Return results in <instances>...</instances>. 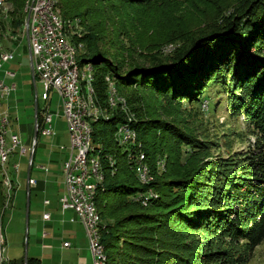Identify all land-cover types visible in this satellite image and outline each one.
I'll use <instances>...</instances> for the list:
<instances>
[{"label":"rangeland","instance_id":"obj_1","mask_svg":"<svg viewBox=\"0 0 264 264\" xmlns=\"http://www.w3.org/2000/svg\"><path fill=\"white\" fill-rule=\"evenodd\" d=\"M232 1L152 0L143 3L132 0H100L93 6V9H96L94 16L83 15L74 18V21L64 18L55 10L67 23L71 41L75 34L78 39H82L90 33L93 38L92 41L88 39L84 42L85 50L87 47L89 51L100 50L111 66H118L114 56L117 50L135 51V62L141 64H149L155 55H172L176 48L181 46L182 38L192 35L197 26L204 24L207 17L210 21L216 11L220 10L221 13ZM24 18L25 16L23 22ZM14 30L17 31L13 32V35H20V28ZM116 41L117 48L114 45ZM74 44L80 55L83 43ZM15 49L16 58L6 63L4 70L15 72V76L7 78L6 81L15 83L17 87L10 98L0 100V109L8 110L13 129L30 142L35 136L36 113L38 108L42 112L46 101L43 98L42 83L34 80L27 41L24 40ZM102 65L104 66V63ZM161 89L153 86L142 89L138 85L125 88L126 94L141 91L145 96L140 115H136L131 106L127 105L125 97L119 94L126 103L124 108H121L126 118H132V121L156 120L158 124H163V129L154 128L151 131L157 133L162 144H165L162 141L168 144V148L165 145L159 146V150L148 160L146 157L148 183L146 179L139 178L134 170L142 184L155 185L149 187L146 192L132 195L130 201L140 203L148 212L159 211L161 217L160 222L154 225L141 223L121 228L118 237H124V241L119 242L115 250L117 260H121L120 264H185L187 259L200 249L206 233L195 230L187 223L185 209H176L179 203L175 205L174 201H169L167 205L162 206L159 203H150L159 196L167 200L181 195L183 190L185 192L186 188L174 186L172 180L174 182L184 176L190 168H196L200 163H208L204 167L206 172L201 177V172L197 171L196 173H199L195 179L201 177L202 183L207 184L206 192L210 188L225 185L228 176L240 168L242 160L255 141L254 124L245 107L249 97L231 76L210 83L198 96L177 98L171 90ZM135 107L140 105L135 104ZM49 111L54 116L55 138L60 137L68 146V128L56 92L52 93ZM51 139L52 136L37 135L38 145L32 173L33 176H39L43 172L41 166L47 165L57 173L55 179L62 180V166L58 156L63 153L59 148L51 146ZM171 145L174 147L172 151ZM125 148L123 146V149ZM18 158L19 148L14 155V159ZM51 160L55 161L52 166L49 164ZM28 165L29 156H22L21 167L15 174L14 205L8 207L3 223L6 240L3 257H38L42 264H82L83 260L90 256L86 243L88 238L83 226L78 223L71 231L65 232L57 226L46 227L41 217L44 198L48 197L56 202L64 185L60 183L61 188L50 186L47 194L31 188L30 213L27 219ZM211 189L210 192L213 191ZM126 213L128 211L122 212L121 216L118 214L116 219L104 218V223L115 225L117 219ZM66 240L71 241L73 246L64 247ZM237 251H241V247H238ZM102 253V264H106L109 258L104 246ZM244 264H264V241L256 247Z\"/></svg>","mask_w":264,"mask_h":264},{"label":"trees","instance_id":"obj_2","mask_svg":"<svg viewBox=\"0 0 264 264\" xmlns=\"http://www.w3.org/2000/svg\"><path fill=\"white\" fill-rule=\"evenodd\" d=\"M25 1L11 0L15 8L12 13L15 29L23 22ZM98 1L100 0H55V7L64 18L74 21V18L83 15L94 16L96 9L93 6ZM132 1L146 3L152 0ZM2 27L0 20V30ZM66 30L68 34L67 23ZM76 36L72 37V41L83 43L78 61L81 66L93 64L95 101L107 115L93 122L95 152L101 157L105 177L103 184L97 187L95 201L102 218L101 242L109 258L106 264H120L121 260H117L115 250L117 244L124 241V237H118L121 228L130 224L154 225L160 222L159 211L148 212L140 203L130 201L132 195L146 192L155 185L142 184L136 177L131 157L142 151L148 160L159 150V146L165 145L168 148L167 142L162 141L165 143L162 144L157 133L151 131L154 128L163 129V124H158L156 120L151 123L126 118L121 110L125 102H119L115 107L110 106L107 77L113 78L118 93L125 97L127 105L131 106L136 115H140L141 104L146 99L141 91L126 94L125 88L132 85H138L142 89L161 87V90H171L174 96L180 98L198 96L210 83L231 76L245 90L249 97L245 107L254 124L255 141L240 168L228 176L225 185L212 188V192L210 188L206 192L208 186L205 182L202 183L201 177L206 172L204 167L208 163H200L196 168H190L184 176L174 182L172 180L174 186L186 188L185 192L183 190L181 195L167 200L159 196L150 204L159 203L162 206L169 201H174L175 205L179 203L176 209H185L187 223L195 230L206 233L200 249L185 264L247 262L256 247L264 241V0H233L221 13L220 10L216 11L210 21L207 17L192 35L182 38L181 46L172 55H155L149 64L135 62V51L125 49L117 50L114 56L118 66H111L102 51H89L88 47V51L85 50L84 42L88 39L92 41L93 38L90 33L82 39ZM114 45L118 47L117 41ZM135 104L140 107H135ZM36 119L41 124L39 108ZM125 124H129L136 133L129 143H121L117 136L118 127ZM41 135L39 128L38 137ZM37 145L38 140L31 169ZM123 146L126 148L123 149ZM173 149L171 145L170 151ZM110 159L115 161L112 166ZM197 171L201 172V177L195 179L199 173ZM7 209L3 177L0 174V264H42L38 257H28L27 261L25 257H3L6 243L3 223ZM124 211L128 213L117 219L115 225L104 223V218L112 219L118 214L121 216ZM238 247H241V251H237Z\"/></svg>","mask_w":264,"mask_h":264},{"label":"built area","instance_id":"obj_3","mask_svg":"<svg viewBox=\"0 0 264 264\" xmlns=\"http://www.w3.org/2000/svg\"><path fill=\"white\" fill-rule=\"evenodd\" d=\"M11 0H0V20L3 27L0 30V54H1V72H0V100L11 97L16 90V84H10L6 81L9 77H14L15 72L4 70L6 63L14 60L17 56L16 47L27 41L29 48V57L32 62V72L34 80H39L43 85V98L46 106L41 112V124L37 119L35 127L40 128L41 134L45 136H54V116L49 111L50 99L52 93L56 92L60 99V104L64 110L66 120L69 146L68 157L63 164V185L64 190L60 196V207L62 212L72 210L77 219L82 223L88 237L89 248L93 256L92 264H102V242L99 237L93 234V225L97 224L91 217L90 198H87L85 191V182L90 179L86 176L83 169V146L86 145L87 132L85 125V116L81 111L79 97H75V90L72 84L71 71L67 52L57 40L56 21L53 15H48L44 6V0H26L30 9V19L26 26H19L20 35H13V11L4 9V2ZM121 126L118 127V139L120 137ZM0 132H8L11 135V146H3L0 141V158L8 165L12 174H16L20 168V161L14 159L15 151L19 148V156H29V165L32 163L35 145L37 140H32L30 145H26L21 135L13 129L11 116L8 110L0 109ZM65 149L64 145L60 146ZM133 165L143 176L141 162H139L138 153L132 157ZM48 171L47 167H43ZM146 183L149 182L145 177ZM30 184H36L34 178L29 179ZM97 189V188H94ZM13 191L12 204L15 197ZM45 205L50 201L45 200ZM44 220H51L50 211L43 213ZM74 221L75 219H71ZM45 235L47 233L45 232ZM65 247H70L71 243L65 241ZM6 257V256H5Z\"/></svg>","mask_w":264,"mask_h":264},{"label":"bare ground","instance_id":"obj_4","mask_svg":"<svg viewBox=\"0 0 264 264\" xmlns=\"http://www.w3.org/2000/svg\"><path fill=\"white\" fill-rule=\"evenodd\" d=\"M54 1L55 0H44V6L48 12V15H53L55 17L57 40L59 42V45H62L67 52V59L69 60V64H70L71 79L75 90V97H79V104L81 106V111L84 113L85 116L87 139H86V145L83 146V169L86 172V176L90 178L85 182V191L87 193V198H90L91 217L97 223L93 225V234L94 236L99 237L101 239V234H100L101 215L98 211L97 204L95 201V194L97 189L94 188H97L99 185H101V182H103L105 177L102 171L101 157L95 152V144L93 142V128H94L93 122L99 120L101 117L102 118L107 117V115L105 111L102 110L95 101V90L92 85V80L95 72L94 66L92 63H88L84 66H81V64L79 63L78 61L79 49L74 43L70 41V38L66 30V23L62 19V17L56 12ZM11 7H12L11 1L4 2V9H11ZM24 13H25V18L22 26H26L28 20L30 19V9L28 4H25L24 6ZM0 72H1V54H0ZM107 80L109 82L108 101L110 106L115 107L119 102L124 103V100L119 96V93L115 87L112 78L107 77ZM135 136H136L135 130L129 124H125L121 126L120 137H119L120 141L130 142L131 140L134 139ZM0 141L3 143V146H11L10 134L8 132H0ZM138 157H139V162H141L143 176L139 174L135 166L134 169L139 175V178L145 179L146 176H149L148 168L145 166L146 156L144 153H141L138 155ZM114 163L115 161L110 159V165L112 166L114 165ZM0 174L3 177V187L6 195V204L9 207L11 206L10 204L12 203V198H13L12 189H15V177L12 174L8 165L3 163L1 158H0ZM102 252H103V244H102ZM103 258L104 256L102 253V259Z\"/></svg>","mask_w":264,"mask_h":264},{"label":"crops","instance_id":"obj_5","mask_svg":"<svg viewBox=\"0 0 264 264\" xmlns=\"http://www.w3.org/2000/svg\"><path fill=\"white\" fill-rule=\"evenodd\" d=\"M36 128V127H35ZM56 135V133H55ZM55 135L52 136V139H51V146L52 147H57L59 148V150H61V152L63 154L60 155V157L58 156V158L60 159L59 163L61 162V171L63 173V164H64V161L67 159L68 157V146L65 145L64 142H62V139L60 137H56L55 138ZM11 136V135H10ZM23 138V137H22ZM23 141L26 145H30L31 141L28 142L27 140H25L23 138ZM68 142H69V134H68ZM61 145H64L65 146V149H61L60 146ZM58 150V149H57ZM22 157V156H21ZM21 157L19 156L18 160L20 161V167H21ZM55 161L51 160L50 161V166H52L51 164H53ZM45 166V165H44ZM44 166H41V170L43 171L42 174H40L39 176H33V173H32V169L30 167V165H28V168H27V186H28V200H27V207H28V202H29V213H30V193H31V188H34V189H37V190H40L42 191L43 193H49L48 190H49V187L50 186H57V187H60V183L63 185V179L59 180L58 178L55 179V176H57V173L55 171H53V168L49 167V166H45L48 168V171H45V169L43 168ZM60 166V165H59ZM54 173H56V175H54ZM14 177H15V174H13ZM42 175V176H41ZM63 176V175H62ZM30 178H34L36 180V184H30L29 183V179ZM57 180V181H56ZM64 190V189H63ZM63 190L60 192L59 196H58V200L56 202L52 201L51 199H49L48 197H45L43 202H42V214H41V217H42V220L44 222V224L47 226H57L58 228H61L63 229L65 232L67 231H71L72 227L76 224H81L82 223L77 219L76 217V214L74 211L72 210H67L65 212H62L61 210V207H60V196L63 192ZM16 193V191H15ZM15 199V197H14ZM45 200H49L50 201V204L49 205H45L44 201ZM13 205H14V201H13ZM27 207H26V213H27ZM45 211H50L51 213V220H44L43 218V213ZM75 219L74 221H72L71 219ZM83 226V225H82ZM84 228V227H83ZM46 232V231H45ZM84 232H85V229H84ZM47 233V232H46ZM86 233V232H85ZM87 236V235H86ZM88 238V237H87ZM67 241V240H66ZM84 241V240H82ZM65 242V241H64ZM71 243V246H73V243L71 241H69ZM88 247H89V242H88V239L86 241ZM64 246V245H63ZM65 247V246H64ZM69 248V247H67ZM89 253H90V256L88 257V259H85L83 260L82 264H92L93 263V256H92V253L90 251V248H89Z\"/></svg>","mask_w":264,"mask_h":264},{"label":"water","instance_id":"obj_6","mask_svg":"<svg viewBox=\"0 0 264 264\" xmlns=\"http://www.w3.org/2000/svg\"><path fill=\"white\" fill-rule=\"evenodd\" d=\"M30 54V52H29ZM31 62V61H30ZM31 67H32V62H31ZM37 108H38V104H37V101H36V112H37ZM37 135H38V130L37 128H35V136H34V140H37ZM33 155H31L32 157ZM29 218V202H28V207H27V219ZM27 256H25V261H27Z\"/></svg>","mask_w":264,"mask_h":264}]
</instances>
